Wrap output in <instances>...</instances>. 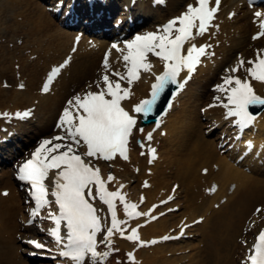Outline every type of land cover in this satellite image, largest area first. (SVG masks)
Masks as SVG:
<instances>
[{"label": "bare ground", "instance_id": "obj_1", "mask_svg": "<svg viewBox=\"0 0 264 264\" xmlns=\"http://www.w3.org/2000/svg\"><path fill=\"white\" fill-rule=\"evenodd\" d=\"M117 1L118 0H106L102 5V15L114 13L115 15H113V17L116 16L124 19V21H127L128 27L130 26L128 21H130V23L133 21V18L128 16L131 12H138V14L146 13V19L144 16L137 14L138 17H143L144 22L148 19L147 14L149 13H156V18L158 17L159 19H161L162 16H177L182 6L186 8L187 3L192 2L191 0H166L167 4L163 8L162 6L154 8L149 5L146 9L143 8L145 6L143 3H137L131 9L128 4L130 0ZM142 1L144 0H139V2ZM40 3H38L37 0H0V38H2L4 33L8 30L12 33H17L20 28L23 30L21 31L23 35L28 37V41L31 40V42L27 44L31 54H37L42 51L45 44L47 46L51 44V47L54 45L59 47L60 50L64 51V54L67 51L70 52L69 46H71L72 49L75 47V56L78 59L77 64L84 73L71 80L68 87L62 90L59 96L54 94V92L52 93L50 89L46 94L40 95L37 92L39 86H36V84L39 83L38 78L40 73L47 68L50 62H54L55 60L52 59L48 62H44L37 70L36 65L27 61V59H20L15 56L8 58L6 55L9 49L7 44H1L0 81L1 79H8L9 82H13L14 84L15 81L21 80L18 79L16 74L20 73L21 77L25 79V88L14 89L12 87L10 92L0 89V98H2L0 101V112L14 111L16 108H26L33 105L34 100H36L37 104L33 115L39 112L36 118L37 124H32L30 121L31 119L25 122L18 121L15 122L17 124L16 128L20 131L22 129L27 132L28 130H32L33 126H35L41 133H45L53 127L50 123L57 105L61 104L57 107L58 111L63 108V94L67 93L70 88L74 87L83 79L95 75L96 69L100 71L104 70V67L100 63V56L103 55L102 51L104 50L102 49L103 46H105L103 43L106 40H100V37L96 35L89 37L88 35H83L82 32H73L70 36L66 31H60L58 28L54 30V24L45 11V6H41ZM51 3L53 6L54 0H52ZM80 4L82 5L76 8L75 11H80L84 6L83 2ZM222 5L223 7L225 5L226 7L230 5L231 7L233 6L237 15L233 17V14L228 20L226 18L223 19L221 26L218 25V27L212 31L210 29V40L205 36L200 40H197L196 37L195 43H197V45L206 43L217 49L220 48V51L223 52L222 58L226 60L225 63L220 64L221 61L219 62L218 60L213 63L212 52L210 48H208L207 52L209 54L201 58L202 62L199 65H202L204 62H207L209 66L213 67L220 64V69L225 71L230 62L234 63L236 55L240 54L241 57L243 56L244 59H247L248 56L254 54L253 50L250 54L251 47H253V49L257 48L264 50V37L258 40H253L250 37V33L254 34L259 31L256 19L248 21L246 19V14L249 11L239 8L237 1L222 0ZM52 6H49V8H52ZM58 8H60V6H58ZM97 9L99 8L97 7ZM128 11L129 14H126ZM232 13H234V10ZM152 19L155 18L153 17ZM217 20L216 18L215 21ZM5 22H7L6 27L3 25ZM124 25H126V23H124ZM124 25H122V27ZM119 28L121 29V26ZM130 28L132 29V26ZM129 29H127L126 32L129 31ZM151 29L155 31L157 27L153 25ZM113 31L115 30L109 27L104 33L105 37L115 36L113 39L121 38V35L118 34L120 32L116 34ZM133 31L137 32V29L133 28ZM72 36H81L83 38L82 43L73 46L70 42ZM94 40H99L95 41L97 45L90 43L94 42ZM226 41L230 42L229 47H224ZM150 59L153 63V69H155L159 65V59L154 56H150ZM77 64H70L69 69L71 72L79 70ZM109 64L111 68L114 66L116 69L120 68L118 66L122 65L120 59L117 58V51L112 48L109 49ZM198 70L203 72V68H198ZM239 72H242V70L240 69ZM147 78L148 80L152 79L151 73L142 72L141 79L133 82V86L130 89L131 96L125 101L126 107H130L131 104L136 102L138 90H146L144 87L146 86V84L144 85V80ZM62 79L63 77L60 78V82ZM196 84L197 83L194 81H190L187 84L182 95L179 97L178 107L174 105L171 112L168 114L164 125V128L167 130L166 136L162 139V143H160L161 152L159 159L161 158V154H164V159H161V161L158 159L159 161L152 167V173L146 175L151 181L150 186L141 188V191H143L146 196L144 204L146 209L150 203H156L165 196V192L169 190L172 179L173 181H178L182 191H176L178 198L177 202L180 203L181 208L176 212L166 214L144 226L139 225L138 233L141 239L147 241V238L149 240L153 237L163 236L166 231L172 229L182 217L184 222H188L197 216H204L202 222L189 229L194 232V235H197L198 238L196 242H193L189 238L176 239L160 241L153 246L145 244L139 247L138 243L135 241L126 242L123 238L116 237V246L121 250L120 254H122V251L125 249L133 253L135 259L134 263L131 264H237L239 261L238 257H234L233 253L236 252L237 248L246 252L247 247L251 245L252 237L254 238V233L260 229L259 226H255L247 233L249 235L241 236L242 228L247 224V218L252 214L254 207L257 205L255 203L260 201L262 202L260 205L264 204V112L262 116L258 118L256 125H251V127L257 128L256 135L258 139L255 141L257 145L255 152L259 150L263 151L258 157V161L261 163L253 167V172L256 175L251 176L239 170L233 163H228L226 156L219 154L210 143V140H206V137L200 134L201 132H198V128L202 124L200 120L202 114L199 112V109L193 111V108L194 103L199 104L202 98L199 95H193L191 89L196 90L198 86L202 87L203 85L201 84L200 86ZM252 84L256 91L264 94V84L255 80H252ZM64 85L65 81L59 88V91L64 88ZM216 109L218 111L220 110L219 108ZM50 110L51 113L47 117V120L43 119V113L46 114ZM204 117H206V114ZM2 121L3 119H0V122ZM35 133L38 134L39 132L36 131L34 134ZM4 134L5 133H2V135ZM145 145H154V143H145ZM235 146L232 152L236 154V152L238 153L240 150H237ZM130 151H132V148ZM133 160L134 162H138L136 156H133L132 161ZM250 160H252V162H257L255 157ZM163 162L165 163L164 165H162ZM214 162L219 166V172L213 169L214 167H212V165ZM129 164L128 160H124L118 164V167L115 166L114 176L117 177V181L111 182L113 189L118 186V183H124L125 187L121 189V191L126 193L128 199L131 197L134 198L135 196L138 197L136 193L132 195L128 190L130 191V189H133V191H135L138 189L141 178L145 176L143 173L144 168H140L139 172L135 174L132 168L129 167ZM203 167H206L208 170L211 168L209 170L210 179L215 175L218 181L217 184L219 187L212 195L198 194L197 188L200 187L199 176L203 175L200 173V169ZM129 177L137 178L136 184L129 185ZM0 183L6 184L7 181L1 178ZM230 183H234L235 188H233L230 193H227L226 187L229 188ZM4 188L8 189L9 193L4 197L0 195V235L2 237V240H0V264H26V259L18 254V249L22 248L20 251L24 252L27 251V246H24L20 241L15 242V234L19 232L24 239L28 236H35L37 235L36 233H41L43 235L42 238L47 239V237H50L52 239L53 237L47 231L52 228V225L48 222L47 225L51 226H48V229L42 232L32 225L18 223L16 215L18 214L21 218L28 216L29 208L27 206L26 213H24L25 205L22 203L23 206L19 205L11 209L12 204L15 202V189L11 188V186ZM217 194L225 196L226 200L215 210L211 207V203L214 202ZM184 201H187V205H185ZM119 214L121 218L124 219V213L120 212ZM254 219L259 222L258 225L264 224V209H262L261 213ZM136 224H140L139 220L127 221V225ZM243 240H247L248 244L245 245L242 243ZM240 242L244 244V247H241ZM52 247H54V245ZM98 250L104 251L105 249ZM46 254L47 252L43 255ZM55 263L60 264L59 261Z\"/></svg>", "mask_w": 264, "mask_h": 264}, {"label": "snow or ice", "instance_id": "obj_2", "mask_svg": "<svg viewBox=\"0 0 264 264\" xmlns=\"http://www.w3.org/2000/svg\"><path fill=\"white\" fill-rule=\"evenodd\" d=\"M220 2L214 0L213 4L211 0H194L193 3H187L179 15L158 25L157 30L136 33L133 38L123 40L122 47L119 41L114 42L111 48L120 53L118 58L124 61V72L112 69L109 74V53L106 52L104 71L98 80L85 85L84 89L65 101L56 122L58 133L41 139L30 157L17 165L16 176L28 188L34 203L26 223H34L32 218L38 217L41 210L47 207L49 212L46 218L54 223V227L47 231L59 246V256L69 264H105L110 252L114 251L111 245L116 234L137 242L138 246L156 242L140 238L137 231L139 224L127 233L125 231L127 221L133 217L155 219L149 213L156 208V204L147 211H137L138 204L129 201L126 193L121 191L125 187L124 183L110 188V182L117 181V177L110 171L105 175L100 162L112 161L117 156L128 160L129 143L138 121L154 111L157 101L169 85L176 86L172 92L175 96L191 78L197 65L202 62L201 58L209 54L207 49L211 47L206 43L197 45L195 39L211 27H218L213 25V21ZM233 14L230 12L229 17ZM261 15V12L254 13L256 17ZM258 23L259 31L253 35V40L264 37V19ZM79 39L77 36L76 40ZM75 50L73 47L72 51ZM150 56L159 59L162 71L153 72ZM68 63L69 60L65 59L51 68L43 82L42 92L49 91L54 78ZM241 68L246 73L244 77L236 75ZM142 71L152 73L155 77L149 95L126 107L125 101L131 96L133 82L141 79ZM225 71L229 74L214 88L223 93L226 100L219 96L213 97L214 103L207 107L216 106L218 101L226 109V117L234 118L231 120L233 125L239 128L250 126L254 123L250 106H264V95L258 94L251 83L255 80L264 84V50L257 49L254 58L245 60L241 57ZM182 72L186 74L181 78ZM19 87L23 88L24 85L21 83ZM13 115L25 118L31 115V110L0 113L5 118ZM156 124H160L159 118ZM140 130L143 131L142 128ZM145 139L151 140L152 133L148 132ZM139 143L147 149L151 163L155 149L143 142ZM147 183L145 181L144 186ZM214 190V186L207 189ZM3 194L7 195V190ZM172 198L168 196L167 200ZM143 200L141 195L140 202ZM159 203L164 204L166 201L161 200ZM118 204L123 208L124 219L118 218ZM255 211L259 214L262 208L257 207ZM104 213L110 215V222ZM144 222L147 223V220ZM25 242L37 249L47 247L37 239ZM242 243L248 244L247 240ZM101 245L104 251L98 250ZM127 257L131 261L135 259L131 251ZM242 264H264V228L259 229Z\"/></svg>", "mask_w": 264, "mask_h": 264}, {"label": "rangeland", "instance_id": "obj_3", "mask_svg": "<svg viewBox=\"0 0 264 264\" xmlns=\"http://www.w3.org/2000/svg\"><path fill=\"white\" fill-rule=\"evenodd\" d=\"M3 38H5L3 36ZM28 37L23 35V32L20 33H16L15 35V41H19V44L16 45V57H19L20 59H27V61L29 62H33L34 64L37 65V67L41 66L46 60H50L52 58H54V60H58V57L63 55V51L59 50V48L57 46H52V49L45 47V49H47V56H45L44 54H38V56L34 59L29 58V53L28 51L30 50V48L27 47L28 42H31V40L28 41L27 39ZM29 46V45H28ZM12 47L9 49V52L11 51ZM1 51V48H0ZM56 63V62H54ZM69 73H66L65 76L69 77ZM2 83L0 84V88L7 90L9 88L3 87ZM190 240H192L193 242H196L197 238L196 236H193L192 238H190Z\"/></svg>", "mask_w": 264, "mask_h": 264}]
</instances>
